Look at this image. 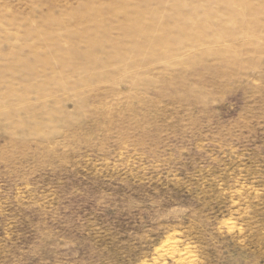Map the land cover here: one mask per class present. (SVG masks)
Listing matches in <instances>:
<instances>
[{
	"label": "rangeland",
	"instance_id": "obj_1",
	"mask_svg": "<svg viewBox=\"0 0 264 264\" xmlns=\"http://www.w3.org/2000/svg\"><path fill=\"white\" fill-rule=\"evenodd\" d=\"M0 264H264V0H0Z\"/></svg>",
	"mask_w": 264,
	"mask_h": 264
}]
</instances>
